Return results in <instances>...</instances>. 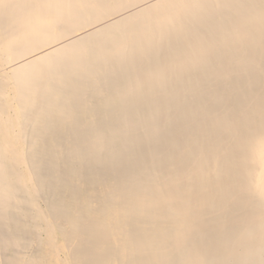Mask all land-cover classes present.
Segmentation results:
<instances>
[{
    "label": "bare ground",
    "instance_id": "1",
    "mask_svg": "<svg viewBox=\"0 0 264 264\" xmlns=\"http://www.w3.org/2000/svg\"><path fill=\"white\" fill-rule=\"evenodd\" d=\"M0 264H264V0H0Z\"/></svg>",
    "mask_w": 264,
    "mask_h": 264
}]
</instances>
